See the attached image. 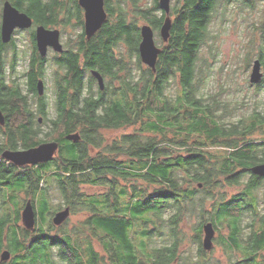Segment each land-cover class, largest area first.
Returning a JSON list of instances; mask_svg holds the SVG:
<instances>
[{
  "label": "trees",
  "instance_id": "16d2710c",
  "mask_svg": "<svg viewBox=\"0 0 264 264\" xmlns=\"http://www.w3.org/2000/svg\"><path fill=\"white\" fill-rule=\"evenodd\" d=\"M11 2L33 19V25L71 26L77 35H69L64 51L52 57L56 65L53 103L36 90L37 80L45 78L47 58L37 51L34 31L29 35L27 68L19 82L12 79L9 84L5 78L7 52L12 53V70L16 62L15 42L0 41V109L6 117L4 130L0 129L3 148L59 142L51 160L19 169L0 155V193L4 194L3 186L11 193L4 202H15L20 193L25 194L35 206L38 224L34 231L19 224L21 202L13 215L8 209L0 215V253L3 249L11 253L10 259L0 264H52L53 252L67 264H205L201 235L206 219L215 228L226 223L228 232L219 242L245 256L237 264H264L258 256L264 250V202L257 212L254 193L261 182L249 170L250 165L264 160V141L247 137L263 128L264 115L253 110L226 126L224 118L242 109L245 101L232 103L223 98L227 90L223 84L220 91L207 96L204 92L212 70L205 46L209 57L215 59L209 42L215 38L212 24L218 18L221 22L229 19L232 12H247L250 17L246 23V66L251 51L264 67V0H171L172 22L166 42L159 34L166 16L159 0L148 5L140 0H104L106 20L89 39L77 0ZM242 17L246 19V15ZM140 21L149 24L161 40L155 71L144 65L139 55ZM92 69L104 78L102 90L94 88ZM171 81L180 87L174 99L164 92ZM263 83L264 78L250 85L259 89ZM84 90L90 93L85 95ZM51 109L55 116L47 118ZM37 114L48 121L44 138L38 137L34 128L39 124ZM136 124V131L111 142L101 134L103 129ZM70 132H78L80 138L67 140L65 135ZM217 145L223 150L213 148ZM247 172L250 177L244 191L235 197L224 200L212 192L223 184H239ZM83 185L99 191L87 194ZM49 186L56 188L71 211L89 214L77 231L62 229L66 221L58 229L53 225ZM242 210L251 211L247 224L251 234L245 244L241 240ZM190 214L199 219L195 257L181 253L179 247L185 241L182 220ZM82 225L90 235L77 238Z\"/></svg>",
  "mask_w": 264,
  "mask_h": 264
},
{
  "label": "rangeland",
  "instance_id": "374dc122",
  "mask_svg": "<svg viewBox=\"0 0 264 264\" xmlns=\"http://www.w3.org/2000/svg\"><path fill=\"white\" fill-rule=\"evenodd\" d=\"M151 0H140V4L142 5H148ZM171 5V0H170ZM0 9H1V3H0ZM246 15V19H244L242 16ZM131 16V15H130ZM229 19L224 20L223 22L220 21V18L216 19L214 23L212 24V29H214V36L215 38H212V41L210 42L211 45V51L212 54H214L215 59L209 57V50L208 45L205 46L206 49V56H208V61L211 62V72L209 75L207 86L205 87V95L207 96L210 93H213L215 91H220L219 85L223 84V86L227 89L223 91L222 97L225 99H230L232 103L244 100L245 105L242 107V109H235L234 115H229L224 118L223 123L226 126H229L231 122L237 121L238 118L241 116H246L248 113L252 112L253 110H258L261 112L262 115H264V83L261 88H257L254 85H250L249 82V74L251 72V67L253 60L256 58L254 54L250 51V64L249 66H246L245 62V56L247 55V50L249 47L246 48L245 43L249 42L248 33L246 30V23L247 18L249 17V14L247 12H244V14H238L235 12H232L229 14ZM234 20V21H232ZM145 22H139V25H143ZM60 31V40L63 44V47L65 48V40L69 38V35L76 36V28L71 26H66L65 29L63 27H57ZM62 29L64 31H62ZM29 31L31 30H22L21 32H18L15 34L14 39L16 43V62L14 64V69H11L10 59H11V52H7V55L5 56V75H6V81L7 83L12 84L13 80L16 82H19L23 80L22 73L26 70L27 64L29 61V54H30V37H29ZM156 44L159 46L161 44V40L158 36H155ZM121 55L124 54V47L123 45H119ZM59 54V52L54 51L51 47H48L46 51V57L47 58V68H46V75L43 80V94H45L46 98L49 100L50 103H53L54 100V93H53V74L56 65L53 63L52 57ZM145 65V64H144ZM11 69V71H10ZM263 72V78H264V67L261 68ZM13 79V80H12ZM21 83V82H20ZM94 83V88H97V82ZM22 84V83H21ZM114 84H118V82L115 80ZM253 84V83H251ZM25 85V84H24ZM179 84L177 81H171L169 86L164 91L166 96L169 99H174L180 92ZM25 92V91H24ZM30 96V94H29ZM33 108L36 107L35 98L32 99ZM237 104V103H236ZM54 107V106H53ZM55 109V108H54ZM54 109H51L49 111V115L47 118H51L52 116H55ZM41 117L42 120L38 121V118ZM35 119L38 121V125L36 124L34 128H37L38 130V137L44 138L45 132L48 130V121H43V115L37 114L35 116ZM139 128V124L133 125V126H127L122 127L118 129H103L101 130V134L105 138L107 142H111L113 139L118 138L123 133H131L136 131ZM0 129L3 131L4 126H0ZM51 136V135H50ZM248 139H253L255 142H262L264 141V126L263 128L256 129L252 134L247 136ZM3 134L0 133V149L1 152L5 149L3 148ZM24 148L23 145L19 144L18 149ZM214 149L223 150V146H215ZM0 152V153H1ZM1 155V154H0ZM261 153H259V156ZM3 159V158H2ZM8 162V161H7ZM18 169L22 166H16ZM249 173H245L239 184L236 185H228L223 184L220 187H216L213 189L212 192L215 193V196H220L224 200L231 199L232 197H235L239 192H242V190L245 188V184L249 180ZM85 193L92 194L99 191V188L97 187H91L89 185H83L81 186ZM2 190L4 192L0 193V215L3 214V212L7 211L13 215L14 210L21 206L20 202L22 203V208L26 202L27 199H30L25 194H19L15 202H10L7 199L4 202L5 197L7 198L11 193L6 187H2ZM257 197V203L259 205V209L257 212H261L262 203L264 202V178L261 180L260 187L255 190L254 192ZM48 197L50 204L53 207V213L50 214V220L53 216L54 212L64 208L66 203L63 201L62 197L60 196L59 192L54 188L53 186L48 187ZM20 201H19V200ZM4 202V203H3ZM207 203H211L209 199L207 200ZM240 204V203H238ZM241 205V204H240ZM234 209L233 211L238 212L237 204L233 205ZM71 210V209H70ZM20 211V213H21ZM243 217L241 220V224L243 226L242 230V239L247 240V237L251 234V228L247 226V224L251 221L250 215L251 211L249 210H242L241 211ZM89 214L86 211H77L76 213L71 211L64 226L62 229L68 230V231H77V228L80 227V222L83 221ZM191 215V216H190ZM183 218L182 220V229L184 233V243L180 245V252L183 254H192L193 257H195V254L197 252V244L194 242L195 237V229L197 227L198 223V217L196 214H190ZM11 216V215H10ZM209 221V219H206ZM206 222V221H205ZM20 225L21 223V217H20ZM37 223L35 228L37 227ZM54 225V224H53ZM23 226V225H22ZM83 226V225H82ZM56 229H58L60 226L55 225ZM86 226H83L82 234L78 235L77 238H83L84 235H90V233L86 230ZM35 230V229H34ZM32 230V231H34ZM58 231V230H55ZM54 231V232H55ZM53 232V233H54ZM227 225L225 222L221 223L220 225H217V228H215V234L213 237V246L210 250H204V258L206 259L205 264H232L233 262L243 259V254L239 251H233L228 248H226L220 241L221 236H225L227 234ZM204 233L202 231L201 235V243L203 239ZM92 238V242L95 243L96 247L99 248L98 243L94 237ZM155 241L160 243L158 237L154 238ZM245 243V242H244ZM52 255V264H67L65 261L61 260L58 255L54 254ZM260 259L264 260V250L258 254ZM193 260H196V258H192ZM8 261V260H7ZM180 264V263H178ZM190 264V263H189Z\"/></svg>",
  "mask_w": 264,
  "mask_h": 264
},
{
  "label": "water",
  "instance_id": "95a60500",
  "mask_svg": "<svg viewBox=\"0 0 264 264\" xmlns=\"http://www.w3.org/2000/svg\"><path fill=\"white\" fill-rule=\"evenodd\" d=\"M79 6L83 9V31L87 39L93 36L105 22L107 13L104 8V0H77ZM161 8L165 11L166 16L159 29V34L164 42L169 37V29L171 27L172 18L169 15L170 0H159ZM34 27V38L37 51L40 56L44 57L48 47H51L56 52H63L64 47L60 40V31L57 28H48L42 24L33 25V19L24 11H20L8 1L4 3L2 11V23L0 30V39L7 43L11 40L15 28L27 29ZM140 42L138 44V51L143 64L155 71V64L157 57L161 52V48L156 44L154 38V31L152 27L145 23L140 27ZM262 64L258 58H255L252 63L251 72L249 74V82L257 84L263 78L261 70ZM91 75L96 79L99 89L104 88L103 76L99 71L92 69ZM43 79L39 78L36 82V90L38 95L43 94ZM42 118L39 117L38 121ZM4 117L0 111V123L2 124ZM67 140L76 141L80 138L78 132H70L65 135ZM59 149V142L57 140H46L38 145L24 147L21 149H4L1 152V157L15 166L36 165L38 163L51 160ZM250 171L254 174L264 176V162L254 164L250 167ZM201 187V183L198 184ZM67 205L62 209L54 212L51 221L54 225L63 224L71 210ZM21 223L26 230L32 231L36 226V211L31 199H27L21 214ZM204 233L202 239V247L204 250H210L213 246V237L215 228L211 221L202 224ZM11 253L8 249H3L0 253V261H7L10 259Z\"/></svg>",
  "mask_w": 264,
  "mask_h": 264
},
{
  "label": "flooded vegetation",
  "instance_id": "af4514ba",
  "mask_svg": "<svg viewBox=\"0 0 264 264\" xmlns=\"http://www.w3.org/2000/svg\"><path fill=\"white\" fill-rule=\"evenodd\" d=\"M6 1H8L9 3H11V5H13V2H11V0H0V3H1V9H0V30H1V23H2V11H3V7H4V3L6 2ZM13 6H15V5H13ZM16 7V6H15ZM16 8H18V7H16ZM19 9V8H18ZM20 10V9H19ZM20 11H22V10H20ZM22 30H33L34 31V27H30V28H27V29H23V28H15L14 29V31H13V34H12V38H11V40L13 39L14 40V42H15V39H14V36H15V34L16 33H18V32H21ZM30 32L31 31H29V35H30ZM34 33V32H33ZM11 40L9 41V42H7V43H5V44H9L10 42H11ZM0 41H1V39H0ZM1 43H2V41H1ZM15 45H16V43H15ZM64 51V50H63ZM62 53V52H61ZM61 53H59V54H61ZM44 57H46V56H44ZM46 63H47V59H46ZM91 71V70H90ZM91 74V73H90ZM6 77V76H5ZM94 78V77H93ZM95 79V78H94ZM103 80H104V78H103ZM95 82H97L96 81V79H95ZM12 83V82H11ZM105 83V82H104ZM10 84V83H9ZM98 88V87H97ZM88 93H90L89 91H87V90H84V94L86 95V94H88ZM0 111L2 112V114H3V117H4V121H3V123L1 124L0 123V126H5V124H6V117H5V113L3 112V110H1L0 109ZM57 154V153H56ZM3 160H5V159H3ZM6 161V160H5ZM262 162H264V160H262V161H260V162H256V163H254V164H257V163H262ZM254 164H252V165H254ZM252 165H250L249 166V170H250V167L252 166ZM256 176H258L259 178H260V182H261V180L264 178V176L263 175H258V174H256ZM242 191H244V190H242ZM243 199H244V196L242 197ZM248 198V196L245 198V199H247ZM236 199H238V198H236ZM248 200V199H247ZM238 205V204H237ZM239 211V210H238ZM59 226V225H58ZM215 228V227H214ZM243 230V229H242ZM241 236H242V232H241ZM247 238H249V237H247ZM241 240H242V243L243 244H245L244 242H243V239H242V237H241ZM245 241V240H244ZM247 241V240H246ZM249 254H251V253H249ZM244 256V255H243ZM254 256V255H253ZM247 257V256H246ZM245 259V256L243 257V259H240V260H237V261H235V262H233V263H239V262H242L243 260Z\"/></svg>",
  "mask_w": 264,
  "mask_h": 264
},
{
  "label": "bare ground",
  "instance_id": "6f19581e",
  "mask_svg": "<svg viewBox=\"0 0 264 264\" xmlns=\"http://www.w3.org/2000/svg\"><path fill=\"white\" fill-rule=\"evenodd\" d=\"M58 226V225H57Z\"/></svg>",
  "mask_w": 264,
  "mask_h": 264
}]
</instances>
